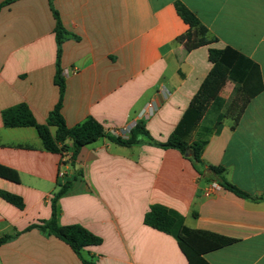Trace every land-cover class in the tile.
Here are the masks:
<instances>
[{
	"label": "crops",
	"instance_id": "obj_1",
	"mask_svg": "<svg viewBox=\"0 0 264 264\" xmlns=\"http://www.w3.org/2000/svg\"><path fill=\"white\" fill-rule=\"evenodd\" d=\"M7 1L0 0V165L16 171L20 182L0 177V193L20 197L24 208L0 195V238L12 237L0 246V264H85L67 243L31 228L51 219L52 200L68 180L70 189L57 201L59 224L80 225L102 240L82 251L87 261L189 264L173 236L144 223L150 208L161 205L180 214L188 228L233 241L206 253L209 264H264V89L247 104L237 127L223 122L203 154L206 166L224 168L228 182L262 197L259 201L201 175L175 149L150 143L125 147L101 138L83 147L72 163L71 142L64 156L51 153L35 128L8 129L2 120L4 110L27 104L37 122L46 124L59 102L54 9L70 34L60 62L67 126L93 118L115 135L143 122L154 142L163 144L212 69L210 48L231 47L251 59L264 86V0L3 5ZM177 2L207 28L215 39L211 45L188 51L179 41L189 26L178 15ZM233 91L227 81L220 96L228 100Z\"/></svg>",
	"mask_w": 264,
	"mask_h": 264
},
{
	"label": "trees",
	"instance_id": "obj_2",
	"mask_svg": "<svg viewBox=\"0 0 264 264\" xmlns=\"http://www.w3.org/2000/svg\"><path fill=\"white\" fill-rule=\"evenodd\" d=\"M16 0H9L3 5H9ZM176 11L181 19L189 26V31L179 38L188 51H193L203 46L211 45L215 39L209 36V31L201 23L198 17L185 5L177 2ZM56 20L55 37L58 46L55 83L59 88V102L50 113L46 124H40L27 104H19L2 112V120L5 128H35L42 141L43 148L51 153L65 155L71 147L73 163L80 150L101 138L125 147H132L141 143L156 144L163 149H175L182 155L190 153L191 160L197 171L209 176L210 180L232 192L233 194L252 201L262 200V197H253L231 184L224 178L225 170L222 167L206 166L203 154L210 139L221 129L227 119L232 121L233 127H237L247 104L263 89V81L260 67L248 57L231 47L225 49H209V61L212 69L203 81L200 89L193 97L189 108L185 111L180 122L163 144H157L150 136L143 122L136 124L128 137L116 136L107 133L102 124L93 118L82 124L69 128L61 113L66 83L61 70L62 45L69 39L70 34L64 28L59 13L53 9ZM227 81L234 84V91L230 99L225 100L220 96L221 89ZM242 95L240 99L238 96ZM51 128L55 129L53 133ZM213 178L211 179V176ZM0 177L20 182L19 174L7 167L0 165ZM64 178V177H63ZM72 181H66L52 200V215L49 221L34 225L43 233L55 236L67 243L85 264H94L93 260L87 261L82 257V251L91 246H98L102 240L80 225L61 226L58 222L57 201L67 193ZM7 202L19 209L24 208L20 197L0 193ZM145 225L160 232L173 236L189 264H209L204 255L218 250L233 241L215 234L196 231L188 228L184 218L177 212L161 205H154L144 218ZM11 236L0 238V246L10 240Z\"/></svg>",
	"mask_w": 264,
	"mask_h": 264
},
{
	"label": "built area",
	"instance_id": "obj_3",
	"mask_svg": "<svg viewBox=\"0 0 264 264\" xmlns=\"http://www.w3.org/2000/svg\"><path fill=\"white\" fill-rule=\"evenodd\" d=\"M150 108L152 110L153 106L150 105ZM146 115V114H145ZM136 126V124H134L133 126H130L129 128H126L124 130H121L119 132H114L116 136H122V137H126L130 134L131 130ZM70 158L66 157L65 161H69ZM65 176L64 173H60V178H63Z\"/></svg>",
	"mask_w": 264,
	"mask_h": 264
},
{
	"label": "water",
	"instance_id": "obj_4",
	"mask_svg": "<svg viewBox=\"0 0 264 264\" xmlns=\"http://www.w3.org/2000/svg\"><path fill=\"white\" fill-rule=\"evenodd\" d=\"M185 156H186V157H190V153H189V152H187Z\"/></svg>",
	"mask_w": 264,
	"mask_h": 264
}]
</instances>
